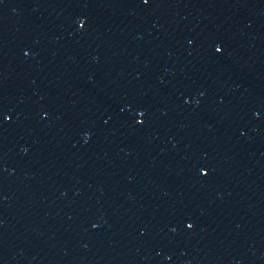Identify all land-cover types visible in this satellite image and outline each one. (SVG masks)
<instances>
[{"label":"water","instance_id":"95a60500","mask_svg":"<svg viewBox=\"0 0 264 264\" xmlns=\"http://www.w3.org/2000/svg\"><path fill=\"white\" fill-rule=\"evenodd\" d=\"M0 264H264V0H0Z\"/></svg>","mask_w":264,"mask_h":264}]
</instances>
